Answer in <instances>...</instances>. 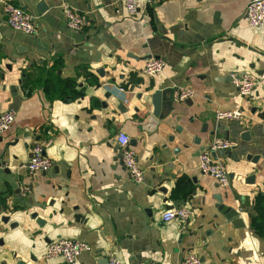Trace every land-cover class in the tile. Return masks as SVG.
Wrapping results in <instances>:
<instances>
[{"label": "crops", "instance_id": "crops-1", "mask_svg": "<svg viewBox=\"0 0 264 264\" xmlns=\"http://www.w3.org/2000/svg\"><path fill=\"white\" fill-rule=\"evenodd\" d=\"M249 1L139 0L129 16L123 0H0V113L20 97L0 134V264H67L43 258L63 238L90 246L72 264H178L188 251L200 264H264V92L242 97L230 79L264 72V27L248 25ZM3 2L35 13L37 33L11 29ZM65 6L82 14L81 29L67 26ZM152 56L165 64L148 76ZM179 87L191 97L175 99ZM235 108L240 119L216 120ZM119 131L144 170L140 182L122 164ZM214 137L237 141L215 152L225 189L199 169L198 149ZM37 142L52 166L30 173ZM177 205L189 218L163 221Z\"/></svg>", "mask_w": 264, "mask_h": 264}, {"label": "built area", "instance_id": "built-area-1", "mask_svg": "<svg viewBox=\"0 0 264 264\" xmlns=\"http://www.w3.org/2000/svg\"><path fill=\"white\" fill-rule=\"evenodd\" d=\"M147 4L152 5L167 0H144ZM139 0H123L125 10L129 16L137 14ZM3 13L6 24L13 29L27 35L37 33L39 29L38 17L32 11L16 6L9 2L2 3ZM66 24L69 28L78 30L84 24V17L77 10L70 7H64ZM246 20L250 28L264 27V0H250L245 7ZM165 64L162 57L152 56L145 62L142 69L143 73L151 76L159 73ZM232 83L237 93L242 97L253 95L256 89L264 92V72L259 74L231 73ZM120 91H123L119 88ZM192 95V90L186 87L175 89L174 98L177 100H186ZM242 117L241 110L235 108L232 110H217L215 118L221 120H237ZM15 120V113L11 110L0 113V134L6 132ZM129 137L124 132H117L116 144L121 153V160L129 177L140 182L144 176V170L140 168L136 161L134 151L129 147ZM237 146V141L227 137H214L205 148L199 152V169L202 173L211 176L221 188L228 186V172L224 163L212 155L217 150H230ZM31 156L26 161L24 167L30 172L46 171L52 166V161L44 154V144L37 142L31 148ZM27 187L23 188V192ZM190 211L184 205H177L165 210L161 218L163 221L179 219L184 221L189 218ZM90 246L82 240L58 239L50 242L44 253L43 258L50 259L60 257L65 263L72 264L84 251H89ZM108 264H122L120 261L111 258ZM178 264H200V259L193 251H188L179 261Z\"/></svg>", "mask_w": 264, "mask_h": 264}, {"label": "water", "instance_id": "water-1", "mask_svg": "<svg viewBox=\"0 0 264 264\" xmlns=\"http://www.w3.org/2000/svg\"><path fill=\"white\" fill-rule=\"evenodd\" d=\"M37 9L40 13H43L47 9V5L43 1H39L37 3ZM147 57H148V55H147ZM230 79H231V76H230ZM19 100H20V97L18 95H14V98L12 100L13 104L10 105L8 108L11 110H16V108H17L16 104H18ZM162 101H163L162 91L160 89L155 90L152 93L151 98H150V102L152 104V111L150 113H147L148 114V123L154 125L153 131L157 130L156 126H158L160 124V120L162 119L161 118L162 117V114H161ZM176 129L178 131H181L180 126H177ZM211 134H213V132ZM169 139L172 140V137H170ZM194 142L197 144L200 143V138L197 135L194 137ZM205 147L206 146H200L198 150L201 151ZM212 155L215 156L216 155L215 152H213ZM224 196H225V194H224ZM214 198L217 200L216 207H218L222 210V208L224 207V206L222 207V205H221L222 194L221 193H215ZM232 214L233 213H231V215ZM233 217L238 218L236 216H233Z\"/></svg>", "mask_w": 264, "mask_h": 264}]
</instances>
